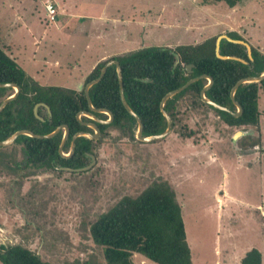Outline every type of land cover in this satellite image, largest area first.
Wrapping results in <instances>:
<instances>
[{
    "label": "rangeland",
    "instance_id": "obj_1",
    "mask_svg": "<svg viewBox=\"0 0 264 264\" xmlns=\"http://www.w3.org/2000/svg\"><path fill=\"white\" fill-rule=\"evenodd\" d=\"M99 1L74 0L69 9L75 15H91ZM198 2L202 12L197 25L199 20L193 21L192 16H199L193 12ZM46 3L57 11L52 0H0L1 42L28 76L42 84L79 89L88 70L84 66L97 54V45L75 29L73 42L81 48L89 42L90 49L80 60V69H66L69 63L73 65L75 55L66 52L72 48L70 41H64L69 29L54 36L50 24L54 20L49 18ZM146 7L165 10L163 24L144 27L147 43L143 47L171 44L183 35L177 44L188 43L186 38L196 41L200 37L202 41L207 35L202 27L207 24L214 35L238 31L264 52V0H242L234 8L211 0H125L120 14L143 12L144 21L150 18ZM77 19L88 23L87 17ZM184 23H189L185 29ZM46 24L50 27L43 34ZM139 28L141 24L135 27L136 33ZM45 44H55V51L47 55L37 51L33 58L35 46ZM167 44L164 46H174ZM55 59L57 65L51 63ZM188 99L191 102L190 98L179 102V120L163 137L148 141L136 135L135 139L119 137L117 130L108 128L97 138L96 164L86 170L69 171L59 166L42 170L26 164L20 144L0 146V243L20 244L49 264H106L103 246L93 240L90 225L122 197H135L151 185L164 186L178 204L191 264H222L225 235H231L232 245L239 249L253 237L259 239L257 234L264 232V90L260 88L258 98L260 139L255 137L256 129L254 136H234L253 126H227L215 111ZM130 264L157 263L133 252Z\"/></svg>",
    "mask_w": 264,
    "mask_h": 264
},
{
    "label": "trees",
    "instance_id": "obj_2",
    "mask_svg": "<svg viewBox=\"0 0 264 264\" xmlns=\"http://www.w3.org/2000/svg\"><path fill=\"white\" fill-rule=\"evenodd\" d=\"M211 1L223 2L228 8H234L242 0ZM220 35H226L227 38H220L219 53L231 58H220L215 54L216 39ZM242 42L249 44L250 54ZM110 59L117 60L121 66L123 93L128 105L142 121L144 136L157 134L165 129L166 120L159 102L166 92L181 86L188 79L200 74L210 75L213 81L204 95L234 112L236 106L229 95L231 87L238 79L257 76L264 70V52L246 41L240 33L230 29L224 34L213 35L194 44L145 46L111 56L99 61L85 75L83 87L98 76L103 64ZM187 65H191L189 70ZM0 82H14L20 88L17 96L0 111V140L18 129L46 134L56 126L66 124L69 133L62 149L67 152L74 133L93 132L86 123L94 122L93 119L86 115L80 116L81 121L76 118L79 111H90L83 87L75 90L63 85L42 84L28 76L3 46L1 38ZM206 83V78H199L165 101L164 109L171 117V128L179 120V102L183 98H190L195 105H203L215 111L227 126H253L259 131L255 136L259 138L261 130L258 98L260 88L264 90V78L244 82L236 88L234 97L242 107L238 116L202 101L200 90ZM88 91L95 108H106L113 114L110 122L96 123L100 135H105L111 127L118 131L119 137L135 139L137 123L120 100L114 64L107 67L103 77L92 84ZM12 92L11 87H0V101ZM37 103H40L37 108L39 117L33 110ZM43 104L49 107L50 115ZM91 112L100 119L107 118V114L103 112ZM253 130L247 133V137L254 136ZM62 133L61 129L47 138L21 134L13 142L21 145L25 162L32 167L54 170L58 166L78 168L87 165L89 155L95 154L97 139L77 136L73 152L63 157L58 153ZM90 234L94 241L103 246L106 264H130L133 252L141 253L157 264H191L180 208L164 186L151 185L135 197H122L107 212L96 217L90 225ZM241 262L260 264V254L252 249ZM0 263L49 264L29 248L5 243H0Z\"/></svg>",
    "mask_w": 264,
    "mask_h": 264
},
{
    "label": "crops",
    "instance_id": "obj_3",
    "mask_svg": "<svg viewBox=\"0 0 264 264\" xmlns=\"http://www.w3.org/2000/svg\"><path fill=\"white\" fill-rule=\"evenodd\" d=\"M52 1L54 5L56 4L57 6V11L53 19L54 21L50 22V24H52L51 29L53 28L52 33H54V36H55V35H59L61 29L63 28L69 29V31L66 33L64 41L65 43L67 41H70L72 48L69 47V49H67L66 52L69 55H71L72 52L75 53V55L72 57L73 65L69 63V65L66 66V69H68L69 67H71V69H80L79 62L82 58L84 59L86 57L85 53L90 49L89 42H86L84 45H81L83 48H81L80 45H78L77 43L73 42L72 33L75 31V29H79L82 33H84V36L86 37V39L90 37L93 40V43L97 45V54L95 55L93 59H91V62L89 64L84 66L85 69H88L87 73L90 72L95 67V65L101 60H104L106 58H109L111 56H115L121 53H125L128 51L138 49V47L139 48L143 47L142 45L147 43V42H144V39H143V34H146L144 27L146 28L150 25L152 28L159 27L161 24H163V21H164L162 20V17H163L165 8L164 9L157 8L156 9L157 11H156L154 10L155 9L154 5H152L154 9H151L149 7L145 8V11L148 17L150 18H146L143 21L142 19H144L145 17L143 15L144 14L143 12H139L138 14L134 12L131 15V11L129 10V14L127 16L126 14H120V8L124 4L125 0H122L119 2L117 0H106L105 2L101 0L97 2L96 4V7H97L96 12L94 14L87 15V16H83V14L75 15L73 12L70 11L69 5L70 3H73L74 0H52ZM174 1L177 2V0H174ZM134 2L133 3L128 2V3L129 5H133ZM80 4H82V2H80ZM193 12L199 13V16L198 15L192 16L193 21H195L196 18L199 20V22L197 23L198 25L201 20L200 13L202 12L201 7H200V2L196 3V6L193 7ZM78 17H87L88 23H79L77 19ZM223 20H225V17H222V21ZM140 24L142 25V29L139 28L138 32L136 33L135 27H139ZM47 25L48 24H46L45 27L41 29V32L43 34L50 27ZM185 25H189V23H184L183 29H185ZM205 25H206L205 27H202V29L205 30L204 36L205 34H207L206 38L213 36L214 34L209 29L211 26L207 27V24ZM198 31L200 34L201 28ZM152 33H153V30L151 29L150 36ZM183 36H180L178 39L173 41L171 44H169L170 42L168 44L167 42H164V44L177 45V43H181V41H183L184 39ZM199 38L196 41L195 39L191 40L190 38H186L185 40L189 41L188 43L194 44V43L199 42V40L201 41V38L200 39ZM150 41H152V39ZM106 43H109L108 46H105ZM157 44L158 46H164V44L161 45V43H157ZM55 46H56L55 44H51L48 46H46V44L44 46L36 45L35 46L36 50L34 51L33 58L36 57L35 53L37 51L47 52L46 55L50 52H54ZM46 55L44 56V61H46L48 58ZM51 63H54V65H57L58 61L55 59ZM70 73H72V70H70ZM81 74L82 72L80 73V76ZM82 78H83V75L81 77L76 78L77 80L76 79L75 80L79 84ZM45 80L48 81L49 79H45ZM54 84L58 85L57 83H54ZM234 127H237V126H234ZM248 132L249 131H246L245 133L244 131H238L237 133H235L234 136H236L238 133L246 134ZM253 150H257V148H254ZM261 160H264V156ZM244 163L247 164L248 162L245 160ZM261 214L262 216L264 215V210L262 211ZM263 220H264V217H263ZM235 222L230 223V225L234 224ZM247 230L251 231V228H248ZM228 233L231 234L232 231ZM232 235H238V234L234 232L232 233ZM257 235L259 236L261 235L259 239L255 240L253 237V239H251L248 242V244H245V245L240 244L242 246V249H239L238 247H235L234 245H232L231 240L233 238L231 235H225V237L223 238V241H224L223 251H224L225 257L223 258L222 264H242L241 262L242 258L245 256V254L248 251L252 249H256L258 251V253L260 254V264H263V261H264V232H262V234H257ZM255 238H256V235H255ZM227 244H229L228 247L230 249L226 246ZM229 251H230V256L227 257V253ZM190 254H191V250H190ZM237 254L239 255L237 256ZM233 255L237 256V258L233 257Z\"/></svg>",
    "mask_w": 264,
    "mask_h": 264
},
{
    "label": "water",
    "instance_id": "obj_4",
    "mask_svg": "<svg viewBox=\"0 0 264 264\" xmlns=\"http://www.w3.org/2000/svg\"><path fill=\"white\" fill-rule=\"evenodd\" d=\"M221 37H226L227 38L226 35H220V36L217 37L216 43H215V54L218 57H220V58H231V56L220 55V53H219V40H220ZM242 43H244V45L246 46L247 53L250 54V46H249V44L247 42H242ZM111 64H114L115 67H116V74H117V79H118L120 100H121L124 108L127 110V112L129 114H131L136 120L137 125H136L135 135H136V137L138 139H141V140H144V141L153 140V139H156V138L163 137V136H165L166 134H168L170 132L171 125H172V120H171V117L169 116V114L167 113V111L164 109L165 101L168 98H170L171 96H173L174 94L179 93L180 91H182L190 83L198 80L199 78H206L207 79V83L200 90V98L202 99V101L212 105L215 108L222 109V110H225V111H229L234 116H238L241 113V111H242L241 105L235 100V97H234V92H235L236 88L240 84H242L244 82L260 81L261 79L264 78V70H263V72L261 74L257 75V76L243 77V78L238 79L234 83V85L231 87L230 93H229L231 101L236 106V110L234 112H232L229 108H227L225 106H222L220 104H217L216 102L210 100L209 98H207L204 95L205 90L211 85V83L213 81V79H212V77L210 75H208V74H200V75L194 76V77L188 79L186 82H184L181 86L166 92L162 96V98H161V100L159 102V107H160V110H161L163 116L165 117L166 127L160 133L144 136L142 134V128H143L142 121H141L140 117L128 105V103H127V101L125 99L124 93H123V82H122L121 66H120V64L118 63L117 60L110 59V60L106 61L103 64V66L101 67V69L99 71L98 76L95 77L94 79L88 81L84 85V90L83 91H84V94H85V97H86V100H87V104H88V107H89L90 111L81 110V111H79L76 114V118L79 121H81L80 120V116L81 115H86V116H88V117H90L91 119L94 120V122H86L87 125L93 130V132L77 131L76 133H74L71 136V141H70L69 149H68L67 152H63V150H62L63 145H64V143H65V141H66V139L68 137V133H69L68 126L66 124H60V125L56 126L51 132L46 133V134L34 133L33 131L28 130V129H18L15 132H13L10 136H8L7 138H5L3 140H0V146L6 145V144H9V143L13 142L21 134H25V135H28V136H31V137H36V138H47V137H52L53 135H55L58 131H60L62 129L63 133H62V137H61L60 143L58 145V153L61 156H63V157H67V156L71 155V153L74 150L75 138L77 136L84 135V136H87V137L92 138V139H97L98 136L100 135V130H99V128H98L96 123H108V122H110L112 120V118H113V114H112V112L110 110H108L106 108H95L92 105V103H91V98L89 96L88 89H89V87L92 84H94L95 82L99 81L103 77L107 67L109 65H111ZM190 66L191 65H187V69L188 70L190 69ZM0 87H11V88H13V92L0 101V111H2L3 108L6 106V104L10 100L14 99L17 96L20 88L14 82H0ZM39 104L40 103L35 104V106L33 108L34 113H35V115L37 117H39L38 114H37V108H38ZM43 105H44L46 111L48 112V114L50 115L49 107L46 104H43ZM91 111L106 113L108 115V117L106 119H100L94 113H92ZM89 156L91 158V162L89 164L85 165V166L78 167V168H70V167H66V166H61L60 168L65 169V170H69V171H71V170H74V171L86 170V169L90 168L92 166V164L95 162V156L93 154H90Z\"/></svg>",
    "mask_w": 264,
    "mask_h": 264
},
{
    "label": "built area",
    "instance_id": "obj_5",
    "mask_svg": "<svg viewBox=\"0 0 264 264\" xmlns=\"http://www.w3.org/2000/svg\"><path fill=\"white\" fill-rule=\"evenodd\" d=\"M45 8H46V10H47V12H48V14H49V18H50L51 20H53L55 14H56V10H55V8L53 7V5H52L51 3H46Z\"/></svg>",
    "mask_w": 264,
    "mask_h": 264
},
{
    "label": "flooded vegetation",
    "instance_id": "obj_6",
    "mask_svg": "<svg viewBox=\"0 0 264 264\" xmlns=\"http://www.w3.org/2000/svg\"><path fill=\"white\" fill-rule=\"evenodd\" d=\"M91 162V158H90V161L88 162V163H90ZM95 164H96V160H95ZM61 166H59V168H60Z\"/></svg>",
    "mask_w": 264,
    "mask_h": 264
}]
</instances>
